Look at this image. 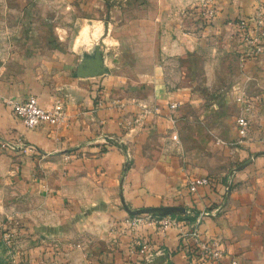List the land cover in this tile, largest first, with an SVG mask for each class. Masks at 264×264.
<instances>
[{
	"label": "crops",
	"instance_id": "obj_1",
	"mask_svg": "<svg viewBox=\"0 0 264 264\" xmlns=\"http://www.w3.org/2000/svg\"><path fill=\"white\" fill-rule=\"evenodd\" d=\"M197 3L198 0H181L180 6L187 9L179 17L163 15V9L157 17L154 4L148 8L146 18H133L134 27H140L137 33L133 30L132 35H138L134 41L143 40L148 45V52H143V47H136L135 42L133 54L139 61L155 55L157 50L161 56L188 53V45L186 49L176 42L169 47L167 35H177L184 43L194 40L197 54L205 42L216 45L213 50L219 55L223 51L217 45L231 47L241 66L236 97L243 95L252 109L246 115L237 104L249 119V132L241 142L233 132L231 144H219L224 158L215 176L201 170L194 172L179 159L148 150L153 139L149 136L157 132L151 122L159 125L164 134L171 131L169 111L162 99L155 102V110L140 102L129 104L126 95L119 92L122 80L82 78L78 77L79 70L69 69L52 81L34 76L20 93L0 94V179L21 186L26 195L32 188L34 196L43 201L64 205L69 219L81 215L87 205L107 204L105 225L88 226L94 233L107 230L114 220H125L130 216L128 211L160 206L186 209L187 213L174 215L180 219L170 216L179 223L164 234L147 221L136 230H129L124 224L119 229L118 223L112 229L119 231L117 237L116 233L105 235L103 242L87 241L80 247L72 240L76 244L73 253L76 246L87 251L99 249L92 252L98 257L83 259L86 264H188L191 257L183 235L193 228L205 241L218 244L224 254L220 264H229L233 258L238 264H264V48L261 54L241 62L245 47L236 30L239 19L251 22L256 8L260 5L264 9V0H216L217 17L213 22L197 15ZM143 10L139 6V11ZM153 74V87L159 89L155 98H160L166 84L156 75L155 68ZM28 96H34L43 108L52 107L60 97L66 125L27 130L6 102ZM141 105L147 107L148 115L139 126H129L132 117L141 115ZM190 175L208 178L210 184L190 193L186 184ZM64 201L69 202L66 208ZM95 215L96 212L92 219L97 222ZM192 217L194 221H189ZM74 223L75 219L69 223L74 228L72 236L77 234L78 225ZM108 236L116 239L110 242ZM137 241L149 248L141 253L135 245Z\"/></svg>",
	"mask_w": 264,
	"mask_h": 264
},
{
	"label": "rangeland",
	"instance_id": "obj_2",
	"mask_svg": "<svg viewBox=\"0 0 264 264\" xmlns=\"http://www.w3.org/2000/svg\"><path fill=\"white\" fill-rule=\"evenodd\" d=\"M180 1L0 0V94L20 93L34 76L52 81L58 74L83 70L88 62L99 59L103 72L93 77L122 80L119 92L126 95L129 104L140 102L155 110V102L162 99L169 111V103L179 100L177 109L169 113L173 123L168 134L151 122L157 132L149 136L153 139L148 150L179 159L194 172L201 170L215 176L224 158L219 144L232 143L233 132L237 134L236 120L243 117L235 101L241 66L231 47L217 45L223 51L219 55L213 50L216 45L205 42L197 54L194 40L184 43L177 35H167L169 47L177 42L179 47L189 46L188 53L161 56L157 50L155 55L139 61L133 54L135 42L136 47L140 45L143 52H148L146 41H134L138 35L132 33L139 32L140 27H134L133 18H146L148 8L154 4L157 17L160 9L163 15L179 17L187 9L180 6ZM139 6L144 7L142 14ZM151 67L166 84L160 98H155L159 89L153 87ZM21 188L0 179V264H86L83 259L98 257L92 252L99 249L88 248V252L76 246L73 253L76 244L72 240L80 247L87 241L99 243L105 235L116 233L117 237L119 231L113 232V227L118 223L119 229L123 228L124 220H114L103 232L94 233L88 228L105 225L107 204L87 205L81 215L69 219L64 205L43 201L34 196L32 188L26 195ZM64 204L66 208L69 202ZM94 212L97 222L92 219ZM73 219L78 225L76 236L71 233L74 228L69 227ZM108 237L110 242L116 239Z\"/></svg>",
	"mask_w": 264,
	"mask_h": 264
},
{
	"label": "built area",
	"instance_id": "obj_3",
	"mask_svg": "<svg viewBox=\"0 0 264 264\" xmlns=\"http://www.w3.org/2000/svg\"><path fill=\"white\" fill-rule=\"evenodd\" d=\"M195 8L197 15L206 22H213L217 17L216 0H198ZM236 30L245 47L243 54L240 56L241 62H244L247 58H253L261 54L264 48L263 7L259 5L256 8L251 22L246 19H239L236 23ZM235 101L242 106V111L246 115L251 112V103L243 95L237 96ZM6 103L12 109L14 116L21 121L27 130H35L41 126L59 128L66 125L65 109L62 100H55L50 108L41 107L34 96H28L20 101L10 100ZM177 107V102L169 103V113H173ZM141 109V115L133 118L132 123H139L142 118L148 115L149 110L146 106L141 105ZM169 120L173 123L172 117ZM249 124L247 116L239 117L236 120V131L241 140L247 137ZM186 184L188 191L195 193L198 188L208 186L210 180L205 177H191L187 180ZM153 215L156 214L129 216L123 221V224L129 230H136L148 221L156 225L158 233L164 234L167 229L179 223L170 216L161 217ZM183 238L186 240V248L191 257L188 264H220L223 260L224 254L218 248V244L202 239L200 233L195 228L192 231L186 232ZM135 245L140 248L141 253L149 248L146 243L140 241H137ZM190 247L197 250L196 255L191 250L189 251ZM229 264H238L237 259H231Z\"/></svg>",
	"mask_w": 264,
	"mask_h": 264
},
{
	"label": "water",
	"instance_id": "obj_4",
	"mask_svg": "<svg viewBox=\"0 0 264 264\" xmlns=\"http://www.w3.org/2000/svg\"><path fill=\"white\" fill-rule=\"evenodd\" d=\"M103 72L102 63L99 59H94L93 61L88 62V67L83 70H79L78 77H93L101 74ZM187 213L184 207L178 206H165V207H156L151 209H138L134 211H128L130 216L137 215H149L156 214L161 217L165 216H174V215H183Z\"/></svg>",
	"mask_w": 264,
	"mask_h": 264
},
{
	"label": "trees",
	"instance_id": "obj_5",
	"mask_svg": "<svg viewBox=\"0 0 264 264\" xmlns=\"http://www.w3.org/2000/svg\"><path fill=\"white\" fill-rule=\"evenodd\" d=\"M153 216H157V215H153ZM174 218H182L181 216H173ZM195 217H192L191 219H188L189 221H194ZM191 250L192 253H194L195 255L197 254V250L196 249H191V247L189 248V251Z\"/></svg>",
	"mask_w": 264,
	"mask_h": 264
}]
</instances>
